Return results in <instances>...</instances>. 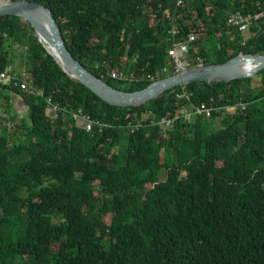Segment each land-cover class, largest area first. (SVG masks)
<instances>
[{
	"label": "trees",
	"instance_id": "obj_1",
	"mask_svg": "<svg viewBox=\"0 0 264 264\" xmlns=\"http://www.w3.org/2000/svg\"><path fill=\"white\" fill-rule=\"evenodd\" d=\"M26 1L49 8L73 58L120 90L167 76L174 8L181 38L202 33L203 64L264 54V16L245 33L228 22L264 0ZM116 67L134 76L110 78ZM1 74L0 264H264V68L110 105L66 75L29 21L4 16ZM202 102L217 107L209 119L184 116ZM77 111L103 127H78ZM148 111L171 124H139Z\"/></svg>",
	"mask_w": 264,
	"mask_h": 264
},
{
	"label": "water",
	"instance_id": "obj_2",
	"mask_svg": "<svg viewBox=\"0 0 264 264\" xmlns=\"http://www.w3.org/2000/svg\"><path fill=\"white\" fill-rule=\"evenodd\" d=\"M4 16H17L29 21L35 29L39 42L42 44V36L53 48L57 59L52 56L66 75L81 82L102 101L110 105L137 106L173 86L201 81H230L236 78L249 77L264 68V54L240 53L225 62L204 64L182 73L171 74L148 84L142 89L120 90L112 88L93 76L73 58L65 44L61 29L49 8L26 0L13 2L0 0V17ZM42 46L44 47L43 44Z\"/></svg>",
	"mask_w": 264,
	"mask_h": 264
},
{
	"label": "built area",
	"instance_id": "obj_3",
	"mask_svg": "<svg viewBox=\"0 0 264 264\" xmlns=\"http://www.w3.org/2000/svg\"><path fill=\"white\" fill-rule=\"evenodd\" d=\"M182 0H178L177 4H181ZM264 16V8L255 14L252 13H241V12H232V14L229 17L228 22L237 27L240 31L246 32L249 28V26L255 21L256 19ZM173 32L175 34L180 33L179 29L177 27H173ZM201 34L199 32H191L186 36V39L184 40H174L172 41V45L168 50V55L170 57L171 61V67L174 68V71H172V74L184 72L187 69H190L194 66L202 65L204 63V58L202 56L196 55L192 56V48L195 46V41L199 38ZM168 67V66H167ZM167 74H171L170 69L169 71L164 70ZM23 76V75H22ZM110 78L114 79H123V78H130L134 76L131 72L128 75H125L124 72L119 69L115 68L109 75ZM150 76V75H149ZM6 76L4 74L0 75V81L6 80ZM152 78V77H151ZM58 107L56 106H49L46 110V113L50 115L52 118L56 116V113L58 111ZM214 110L212 104L207 103H200L199 105H195L194 108L184 113L185 117H188V115H199L202 117L209 116L211 112ZM147 117H142L141 120H139V124H143L145 121L148 120L151 124H158L164 127V129H167V127L171 124V121L173 118H168L166 116H163L156 120L150 111L147 113ZM75 119H77V126L83 128L85 131H91L94 127H103V123H101L98 120H92L87 115L83 114L81 111H77L75 114H73ZM86 117V119H84ZM177 117V116H176ZM174 117V118H176ZM129 131H133L136 128V125L132 123H128L127 127Z\"/></svg>",
	"mask_w": 264,
	"mask_h": 264
},
{
	"label": "bare ground",
	"instance_id": "obj_4",
	"mask_svg": "<svg viewBox=\"0 0 264 264\" xmlns=\"http://www.w3.org/2000/svg\"><path fill=\"white\" fill-rule=\"evenodd\" d=\"M232 14V12H229V17H230V15ZM252 14H255V13H252ZM54 17V16H53ZM55 19V18H54ZM169 19H171L172 21H170V26H169V30H168V34H169V39L171 40V41H174V40H178L179 39V37H181L182 36V33L183 32H180V33H177V34H175L174 32H173V27H177L178 26V24H177V19H175L174 17H172L171 15H170V17H169ZM56 21V20H55ZM58 24V23H57ZM62 33V32H61ZM185 38H183L182 40H184ZM41 40H42V44L44 45V47L46 48H44L45 49V51L49 54V55H53L56 59H57V55H56V53L54 52V50H53V48L50 46V44L48 43V42H46V40L44 39V37H42L41 36ZM40 43V42H39ZM41 44V45H42ZM52 56V58L54 59V57ZM55 60V59H54ZM56 62V61H55ZM57 63V62H56ZM58 64V63H57ZM163 69L164 70H167V71H169V69H170V71H174V68L173 67H171V68H169V67H167V66H164L163 67ZM257 73V72H256ZM177 74V73H176ZM240 104H243L244 105V103H240ZM213 108H214V110H216L217 109V107H215V106H213ZM211 115V114H210ZM209 115V116H210ZM209 116H206V118L208 119L209 118ZM84 119H86V117L84 118ZM135 126V125H134ZM127 127V126H126Z\"/></svg>",
	"mask_w": 264,
	"mask_h": 264
},
{
	"label": "rangeland",
	"instance_id": "obj_5",
	"mask_svg": "<svg viewBox=\"0 0 264 264\" xmlns=\"http://www.w3.org/2000/svg\"><path fill=\"white\" fill-rule=\"evenodd\" d=\"M184 2V0H182V3ZM181 3V4H182ZM175 11H176V8H174V10H173V12H172V14H171V16L173 17V15H174V13H175ZM177 28L179 29V31L181 32L182 31V29L181 28H179L178 26H177ZM200 34H202L201 32H199ZM248 33H246V35H247ZM183 38H181V37H179V39L178 40H182ZM185 39H186V37H185ZM172 45V44H171ZM171 45H170V47H171ZM196 45V44H195ZM187 70H189V69H187ZM133 72L134 71H131V73L133 74ZM164 72V71H163ZM167 76H169L166 72H164ZM180 73H182V72H180ZM150 75V76H149ZM171 75V74H170ZM152 77V78H151ZM145 78H148L149 79V81H150V83H152V82H154V81H156V80H159V79H156V77L154 76V75H152V74H148L147 76H145ZM163 78H165V77H163ZM160 79H162V78H160ZM149 83V84H150ZM244 106V105H243ZM14 108L17 110V111H22V107L21 106H19V104L18 103H16V105L14 106ZM188 117H190V118H188L189 120H193L194 118H193V116H191V115H188ZM204 118H206V117H204ZM209 119V118H208ZM207 120V119H206ZM219 121V120H218ZM217 120H211L210 121V123H211V128H215V127H217L218 125L216 124V122H218ZM220 122V121H219ZM208 124H209V121H208ZM164 151H165V153H167V151L164 149ZM165 153L164 152H162V156L163 157H165L166 155H165ZM164 171H165V169H161L160 170V172H159V177L161 178V177H165V173H164Z\"/></svg>",
	"mask_w": 264,
	"mask_h": 264
},
{
	"label": "crops",
	"instance_id": "obj_6",
	"mask_svg": "<svg viewBox=\"0 0 264 264\" xmlns=\"http://www.w3.org/2000/svg\"><path fill=\"white\" fill-rule=\"evenodd\" d=\"M191 55L193 56V53H192V52H191ZM230 109H231V108H230V107H228L226 110H227V111H229Z\"/></svg>",
	"mask_w": 264,
	"mask_h": 264
},
{
	"label": "clouds",
	"instance_id": "obj_7",
	"mask_svg": "<svg viewBox=\"0 0 264 264\" xmlns=\"http://www.w3.org/2000/svg\"><path fill=\"white\" fill-rule=\"evenodd\" d=\"M193 56H195V55H193ZM202 65H204V64H202ZM198 66H201V65H198ZM194 67H197V66H194ZM194 67H192V68H194ZM168 75H170V74H168Z\"/></svg>",
	"mask_w": 264,
	"mask_h": 264
}]
</instances>
